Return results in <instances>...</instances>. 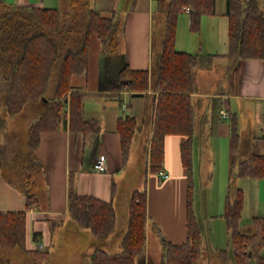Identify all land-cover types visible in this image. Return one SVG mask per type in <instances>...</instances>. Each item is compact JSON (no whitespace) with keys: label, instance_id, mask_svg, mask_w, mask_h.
I'll return each mask as SVG.
<instances>
[{"label":"trees","instance_id":"1","mask_svg":"<svg viewBox=\"0 0 264 264\" xmlns=\"http://www.w3.org/2000/svg\"><path fill=\"white\" fill-rule=\"evenodd\" d=\"M136 2L132 0V8ZM217 5L218 0H169L163 11L165 31L161 51L157 54L153 51L151 71L133 70L127 65L120 72L116 86L118 90L134 93L133 97H141L150 89L157 94L154 97V128L148 155L152 174L164 172L166 138L170 135L184 138L180 153L187 175V238L182 244H175L159 231L162 264H198L203 256V229L195 212L194 188L197 113L192 96L197 92L196 70L211 68L213 61L220 57L232 62L264 59V0H225L223 14L228 19L229 46L226 55L192 54L176 50L182 9H191L190 28L198 31L203 16L218 13ZM63 17L67 19L66 23H62ZM121 27L119 13L103 14L92 8L89 0H70L66 13L60 9L36 8L30 17L9 7L0 15V137L6 123L2 111L13 116L22 112L29 103H49L44 114L28 129L31 164L28 166L24 161L21 165L22 183L18 186L26 200L25 211L0 212V247L20 248L31 258L32 264H44L50 254L27 243V213L39 207L38 185L32 178L34 173L41 170V164L33 152L39 146L43 132L57 131L66 124L72 133L83 136L84 147L97 146L101 127L96 120L85 117V95L75 92L71 82L74 76L87 73L93 36L102 42L106 54L118 53ZM54 77V93L51 98H46V89ZM2 95L5 96L4 105ZM228 125L232 176L264 179V156L252 153L245 159L240 158L241 134L236 114H230ZM138 129L139 123L135 117L127 116L118 121L123 166L129 162ZM2 163L0 148V170ZM244 203L243 190H233L229 186L223 217L231 237L235 264H264V217L253 218L252 234L243 233L241 221ZM68 215L79 228L88 229L96 240L108 239L117 228L118 216L113 201L79 194L75 189L74 177H71L69 185ZM148 219L147 190H135L129 201L122 252L110 254L96 247L89 255L87 264H156L146 254ZM38 237L37 234L33 236L36 243ZM218 253L222 262L227 264L230 251L220 250ZM0 264L10 263L0 261Z\"/></svg>","mask_w":264,"mask_h":264},{"label":"crops","instance_id":"2","mask_svg":"<svg viewBox=\"0 0 264 264\" xmlns=\"http://www.w3.org/2000/svg\"><path fill=\"white\" fill-rule=\"evenodd\" d=\"M221 1V12L218 10V0V13L214 16L201 18V27L204 23L205 27L210 25L212 32L211 38L208 35L206 37L210 46L207 54L226 55L229 50L228 19L223 14L225 0ZM168 2L169 0H137L135 7L132 8V0H89L92 8L106 15L117 12L122 18V27L118 36V53L115 55L106 54L102 42L93 36L89 48L87 73L74 76L71 82L75 92L85 95L83 100L85 117L99 123L101 127L100 139L97 146L91 148L90 152L86 154L83 136L72 133L68 124L63 125L57 131L41 134L40 144L33 155L41 164V170L36 172L37 175H40L41 180L37 179L36 182L38 185L37 192L44 202V209H32L27 213L28 246L38 247V243L43 244L40 240L46 237L47 227L51 224L50 221L64 220L69 217L68 194L71 177H74L75 189L79 194L94 196L104 201H113L118 216V186L113 182L112 174L116 173L118 177H121V173L129 167L131 160L130 155L129 162L123 166L121 138L117 132L119 119L127 116L137 119L139 123L137 133L144 134L142 150L147 161L146 176L152 174L148 155L154 128V97L157 94L150 89L141 97H133L134 93L118 90L116 86L119 83L120 72L127 65L133 70L151 71L155 19L160 16V18L158 17L161 28L159 36H161L160 45L162 47L165 31L163 11ZM69 3L70 0H0V11L4 13L10 7L19 12H24L26 15L29 13V16L32 17L33 9L36 8L60 9L62 12L65 10L68 12ZM190 19V14H188V20L183 17L179 22L176 41L178 52H193L190 49L189 36L187 41L185 36L183 39L181 38V33L186 32L187 28L190 27ZM220 64V79L219 77L202 76L198 80L195 73L197 92L192 96V102L197 113L194 148L196 149V143H200V134H202L206 135L212 144L216 142L218 146V143H222L220 148L223 150V155L226 151L230 153L228 119L230 114H236L239 118L241 134L240 157L243 156L241 159L247 158L252 153L264 156V59L232 62L227 58L220 57L213 61L211 68L214 69L216 65ZM1 85L2 81L0 80ZM205 85L209 86V89ZM212 98L217 99L214 103L215 109L219 110V113L215 119L211 120L207 111ZM48 106L47 101L40 102L38 106L41 108L39 117L44 114ZM224 115L227 117L224 118ZM180 137L182 136L170 135L166 138L164 172L169 176L168 179L163 180L159 175V179H162L163 182L158 184V178L151 175L146 181L149 185L147 237L150 228L151 201L154 198L159 201V205L160 202L163 203L162 214L158 216L165 222L167 240L175 244H182L187 238V175L182 165L180 153V145L184 138L181 139ZM26 146L28 149V141ZM26 153L29 157V149ZM101 157L106 159L108 167L107 171L103 173L94 170L96 161ZM171 158L173 165H170ZM5 164L11 166L13 161H7ZM5 164L2 163L0 170V212L25 211L26 200L18 190L19 185H15L1 175ZM88 172L97 173L96 178L100 182H83L82 177ZM236 185L245 194L242 221L246 219L247 224L241 226V231L252 234L254 232L253 218L264 217V179L236 178ZM100 190L107 194L105 196L111 194L112 198L105 199L106 197L97 195L96 192ZM85 191L90 193H84ZM133 191L129 192V196ZM130 197L122 204L121 220L123 224L118 235L124 234L127 227ZM178 198L183 201V208L179 209L181 214L179 212V216L176 218L174 203ZM158 223L161 225L160 221ZM34 234L39 236L38 243L33 239ZM91 245L97 246L98 244L91 242ZM43 246L45 247L44 244ZM146 254L147 257L151 258L148 254V248Z\"/></svg>","mask_w":264,"mask_h":264},{"label":"rangeland","instance_id":"3","mask_svg":"<svg viewBox=\"0 0 264 264\" xmlns=\"http://www.w3.org/2000/svg\"><path fill=\"white\" fill-rule=\"evenodd\" d=\"M221 6L222 1L219 0V12H221ZM66 11L67 10L63 13H66ZM2 14L3 12L0 11V15ZM158 17L160 18V16L156 17L154 27V54L161 51V36H159L161 28ZM183 17H185V20H188V14L183 12L179 16L178 25ZM63 22H67V19L64 17L62 19V23ZM202 26L203 27L200 25V29L198 31H192L189 27L186 32L181 33V38L183 39L185 36L186 41L189 36L191 43L190 49L193 51L192 53H208V47L210 46L206 37L208 35L209 38H211L212 32L210 30V25L205 27L204 23ZM202 76H212L214 78L219 77L220 79L221 64L216 65L214 69H197L196 78L199 80ZM55 77L51 80L46 89V98H51L54 93ZM206 88L209 89V86H206ZM215 100L217 99H210V105L207 111V115L211 120L215 119L219 113V110L215 109ZM2 104H5L4 95H2ZM39 105L40 102L29 103L24 107L22 112L13 116L2 111L4 118L6 119V123L1 131L0 137L1 161L4 162V164L7 161H13V164H11V166H6L5 164L1 175L12 181L17 186L22 183L23 173L21 171V165L24 161H26L28 166L31 164V156L29 155V157H27L26 155V152L28 151L26 146L29 138L28 129L40 115L39 112L41 108L38 107ZM198 109L200 110V108ZM203 134H205V131H203ZM200 135V143H196V149L194 148L195 212L203 229V256L198 264H224L219 257L218 251L220 250H229L230 257L227 264H235L232 254L231 237L227 230L226 221L223 217L229 186H231L233 190L237 188L236 178L235 176H232L229 167L230 153L226 151L223 155V150L220 148L222 143H218L217 146L216 142L212 144V142L207 139L206 135ZM143 138L144 134L142 135L139 132L136 134L129 167L121 173V177H118V174L116 173L112 174L114 177L113 182L118 186L117 207L119 222L115 233L106 240H96L88 229L79 228L75 221L69 217L64 220H52L50 221L51 224L47 227L46 237L41 238L40 240L45 245L44 250L50 253L49 259L44 264H87L89 255L92 254L96 247L103 249L110 254L122 252V240L125 233L118 235V232L121 230V226L123 224L121 220L123 211L122 204H124L128 197L131 196H129V192L133 190L143 191L146 189L148 193L149 185L146 181L151 175L158 178V184L163 182L162 179H159V174H150L149 176L147 175L148 177L146 176L145 168L147 161L143 156ZM180 138L182 139V137ZM91 148L92 147H86V154L90 152ZM170 165H173L172 158L170 160ZM167 172H169V170H167ZM97 176V173L88 172L87 174H84L82 181L99 183L100 180L96 178ZM32 179L37 181V179L41 180V177L39 174L37 175V173H34ZM230 179H233L232 184L229 182ZM100 191H97L96 194L101 197H106L105 199L112 198L111 194L105 196L107 194ZM84 193L90 192L85 191ZM37 196L39 198L38 209L43 210L44 202L38 192ZM158 202L159 201L154 198L151 201V219L149 220L150 228L148 229L147 248L151 259L156 264H162L163 252L159 231L161 230L163 232V236L166 237V226L164 220L159 219L158 215L162 214L161 208H163V203L160 202L159 205ZM181 208H183V201L178 198L174 203L176 218H178L179 212L181 214V211H179ZM158 221H160L161 225ZM245 224H247L246 219L241 222V226ZM91 242H95L98 245L92 246ZM0 261L10 264H31L29 256L18 247L14 249H4L0 247Z\"/></svg>","mask_w":264,"mask_h":264},{"label":"built area","instance_id":"4","mask_svg":"<svg viewBox=\"0 0 264 264\" xmlns=\"http://www.w3.org/2000/svg\"><path fill=\"white\" fill-rule=\"evenodd\" d=\"M182 11L187 13V14L191 13V9L190 8H183ZM225 117H227V115H224V118ZM107 169H108V167H107L106 159L104 157L99 158L96 161L95 165H94V170L96 172L103 173V172H106ZM160 176L162 177L163 180L168 179V177H169L165 172H161ZM38 247L41 248V249H44V246L41 243H38Z\"/></svg>","mask_w":264,"mask_h":264}]
</instances>
